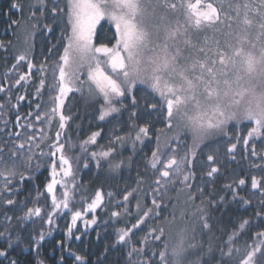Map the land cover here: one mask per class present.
Masks as SVG:
<instances>
[{
	"label": "snow or ice",
	"instance_id": "snow-or-ice-1",
	"mask_svg": "<svg viewBox=\"0 0 264 264\" xmlns=\"http://www.w3.org/2000/svg\"><path fill=\"white\" fill-rule=\"evenodd\" d=\"M13 7L20 8L21 5L15 3ZM32 7L37 11L43 8L51 14L53 21L58 19V12L62 11L57 4L49 8L48 0H36L35 5H30V10ZM32 15L36 13L32 12ZM101 21L110 22L114 26L111 46L98 43L95 39ZM68 22L71 33L60 57L61 62L56 63L52 72V103L50 111L44 113L47 123L58 120L55 142L49 145V156L55 159L50 162L51 180L46 184V190L51 194L52 208L56 210L46 214L49 225L59 210L73 211L75 207H69L77 187L74 182V162L66 154L65 145L60 142L61 133L71 120V116L64 113L65 101L73 92L90 99L102 98L100 120L118 114L121 110L117 107L121 103L120 98L131 94L137 84L147 85L159 97L149 107L164 116L166 127L173 130L174 135L165 139L164 151H161L160 137H157L156 150L152 152L150 161L151 168L158 173L151 188L153 207L140 212L141 205L137 202L136 208L140 215L133 228H138L149 217H160L161 212L168 207L165 201L169 197V186L174 188L177 180L183 185L176 194L177 202L185 189L192 188L195 172L191 166L196 161L199 146L214 136L227 135L229 124L249 122L243 143L248 145L249 141H253L252 155H259L264 160V154L257 153L255 148L256 140L264 141V0H69ZM44 28L48 32L53 31L47 24ZM209 30L222 34L225 39L221 41L215 36L209 38L206 35ZM33 39L34 32L28 31L24 41L25 50L18 56V63L28 58ZM0 47H4L3 42H0ZM28 67L30 73L33 67L30 61ZM81 70H86L87 79L83 82L80 80ZM39 71L43 75V64ZM22 80H26L25 75L18 78L17 84ZM44 84L45 81L41 79L37 93L44 88ZM0 91L4 89L0 87ZM23 99V96L17 97V100ZM131 102L136 103L135 95H131ZM36 107L39 109L40 104ZM36 119H41V116L37 114ZM148 133V127H139L135 141L143 143L142 136ZM15 135L19 136L20 133ZM99 135V132H95L85 140L81 145L83 151H87L84 145L95 144ZM188 136L192 141L191 150L179 155L173 142L179 146ZM34 139V135L27 138L28 141ZM115 140L122 146L124 137L117 135ZM34 147H39V143H14L7 152L4 147H0V178L3 179L0 197L10 190L18 191L9 187L17 177L21 183L29 178L21 169L33 168L32 162L36 155ZM235 149L236 144L233 143L229 152ZM113 151L109 148L101 151L99 156L108 158ZM39 155L42 156L43 152ZM91 156L95 158L97 153L92 152ZM207 160L212 162L215 156L209 153ZM39 166L37 161L35 167ZM253 166L264 171V164ZM114 167L119 168L120 164ZM219 171L218 167L210 165L207 176L212 177ZM67 177L73 179L66 180ZM262 180L264 176H252L251 187L261 190V204H264ZM245 183V179L237 181L240 186ZM58 185L63 189L59 198L56 196ZM133 191L124 195V201L133 196ZM198 191L203 193L202 188ZM236 195L233 190L234 199ZM103 199V193L96 192L87 205V211H95ZM240 199L245 204L250 203L242 197ZM4 202L8 205L15 203L11 198ZM184 203L191 204L193 210L189 213L187 208L181 209L177 216L173 205L170 219L162 226L150 229L149 235L143 237L144 247L131 243L129 229L120 231L118 242L129 245L128 264H264V231L256 232L258 239L252 246L245 242L242 248L231 247L237 236V232H233L229 237V247L226 251L221 250L220 261H215L213 256V261L209 262L199 253L195 260H190L189 253L202 248L197 239V231L210 230L212 225L203 207V198L200 206H197L196 196L188 191ZM40 215L39 207L30 208L23 219ZM82 215V211H74L72 224L75 225ZM112 215L119 216L120 213L113 212ZM5 220L10 225L11 217L6 216ZM85 223H95V219ZM248 224V220H243L239 230H244ZM71 231L69 228V234ZM7 233L6 226L0 236ZM149 236L152 245H149ZM43 240L44 233L41 232L35 244L37 249ZM12 243L9 242V248ZM212 253V245L209 244L206 254ZM7 255L6 251H0V256ZM76 259L83 264L82 257L77 256ZM10 264H16V261L12 260ZM37 264L44 262L38 260Z\"/></svg>",
	"mask_w": 264,
	"mask_h": 264
},
{
	"label": "trees",
	"instance_id": "trees-1",
	"mask_svg": "<svg viewBox=\"0 0 264 264\" xmlns=\"http://www.w3.org/2000/svg\"><path fill=\"white\" fill-rule=\"evenodd\" d=\"M15 3H19L21 7L14 8ZM35 4L36 0H0V42L4 45L0 47V87L4 89L0 91V104L3 105L0 108V147H4L7 152L14 143H39V147L33 148L36 153L32 162L33 168L21 169L29 178L21 183L17 177L9 187L18 191L10 190L0 197V232L8 227L7 235L0 236V251H6L8 255L0 256V264H10L12 260L16 264H37L38 260H42L44 264H82L81 260L76 259L77 256L83 258V264H128L129 245L118 242L120 231L129 229L131 243L144 247L143 237L149 235L150 229L162 226L170 219L169 213L174 210L173 205L177 216L181 209L187 208L189 213L193 210L191 204L184 203L188 191L196 196L197 206H200L203 198V207L206 208L209 223L212 225L210 230L197 231V239L202 248L192 250L188 257L190 260H195L199 253L209 262L213 261V256L215 261H220L221 250H227L229 237L233 232H237V236L231 247L242 248L245 242L252 246L258 239L256 232L264 231V204H261V190L251 187V177L264 176V171L253 166L264 164V160L259 155H252L253 141H249L248 145L243 143L247 137L249 122L238 125L231 123L227 126V135L214 136L201 144L197 150L196 161L191 166L195 172L192 188L185 189L177 202L176 194L183 187L177 180L174 188L169 186V197L165 201L168 207L161 212L160 217H149L138 228H133L140 212L153 207L151 188L158 173L151 168L150 161L152 152L156 150L157 137H160L161 151H164L165 139L174 135L173 130L166 127L164 116L149 107L159 97L142 84H137L131 94L120 98L121 103L117 104L120 112L106 117L105 120L99 119L102 98L90 99L77 92L68 95L64 113L70 115L71 120L62 131L60 142L65 145L66 154L74 162V182L77 187L69 207H75L73 211L59 210L53 216L51 225L46 222V214L56 211L52 208L51 194L47 193L46 184L51 180L50 162L55 159L49 156V145L55 142L58 120L47 123L44 113L50 111L52 72L56 63L61 62L60 57L67 46L71 26L63 8L58 12V19L53 21L51 14L43 8L37 11L32 7L30 10V5ZM32 12L36 15L33 16ZM45 24L53 31L48 32L44 28ZM28 31L34 32L31 51L26 60L18 63V56L25 50L24 41ZM113 33L114 26L102 21L97 26L95 39L98 43L111 46ZM206 34L215 33L209 30ZM29 61L33 65L30 73ZM42 64L43 75L39 71ZM21 75H25L26 80L17 84L16 81ZM41 79L45 81L44 88L37 93ZM80 80L82 81L81 77ZM131 95L136 96L135 104L131 102ZM20 96L24 99L17 100ZM37 104H40L39 109ZM37 114L41 119H36ZM144 126L149 129L148 135L142 136L143 143L135 141L139 127ZM17 132L20 133L19 136L15 135ZM95 132L100 133L96 143L84 145L87 151H83L81 145ZM30 135H34L35 139L28 141ZM117 135L124 137L122 146L115 140ZM41 136L44 137L43 140L40 139ZM233 143L236 144V149L229 152ZM173 147L179 155L185 154L191 150V137L188 136L179 146L173 142ZM109 148L114 149L110 157L99 156L101 151ZM255 148L257 153L264 154V141L256 140ZM40 152H43L42 156L39 155ZM92 152L97 153L95 158L91 156ZM209 153L215 156L212 162L207 160ZM37 161L40 164L38 168L35 167ZM115 164H120V167H114ZM210 165L220 169L212 177L207 176ZM65 179L72 180L73 177ZM239 179H245L246 183L238 185ZM261 183L264 185V180ZM2 184L3 179L0 178V185ZM200 188L203 193L198 191ZM233 190L237 194L235 199ZM62 191L58 185L57 198ZM98 191L104 195L103 203L95 211L89 212L87 205ZM129 191H133V196L124 201L123 197ZM241 197L250 203H243ZM8 198L15 203H5ZM137 202L141 205L140 212L136 208ZM35 207L41 209V215L23 219L27 209ZM74 211L83 212L75 225L72 224ZM113 212H119L120 215L113 216ZM6 216L11 217L10 225L5 220ZM92 219H95V223H85ZM243 220H248L249 224L244 230H239V224ZM177 225L179 226V221ZM69 228L72 229L71 234L68 232ZM41 232L44 233V240L37 249L35 244ZM10 241L14 243L9 248ZM152 244L149 236V245ZM209 244L212 245V254H206Z\"/></svg>",
	"mask_w": 264,
	"mask_h": 264
},
{
	"label": "rangeland",
	"instance_id": "rangeland-1",
	"mask_svg": "<svg viewBox=\"0 0 264 264\" xmlns=\"http://www.w3.org/2000/svg\"><path fill=\"white\" fill-rule=\"evenodd\" d=\"M53 4H57L59 6V8H63L64 13H66V18H68V4H69V0H48V7L51 8L53 6ZM102 22V21H101ZM62 23H63V19H62ZM110 23V22H109ZM64 25V23H63ZM71 26V25H70ZM66 32H68L66 30ZM207 35V34H206ZM209 38H212L213 36H215V38L220 39L221 41H223L225 39V37L220 34V33H215L214 35H207ZM82 82L85 81L87 79L86 77V70H81V75H80ZM144 84H142L143 86ZM87 86V85H86ZM147 86V85H146Z\"/></svg>",
	"mask_w": 264,
	"mask_h": 264
}]
</instances>
